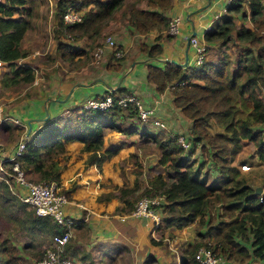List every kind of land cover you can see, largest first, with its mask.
Instances as JSON below:
<instances>
[{"label": "trees", "instance_id": "obj_1", "mask_svg": "<svg viewBox=\"0 0 264 264\" xmlns=\"http://www.w3.org/2000/svg\"><path fill=\"white\" fill-rule=\"evenodd\" d=\"M27 1L0 0V61L9 68L12 75L10 84H28L34 77L30 65L17 62L27 55L26 49L21 46L33 9L26 4ZM122 2L55 0L57 18L52 38L57 58L71 60L81 54L77 46L68 42L71 39L89 38L96 43L99 32L121 8ZM67 4H73L79 10L84 8L79 21L62 23L60 15ZM242 4L246 6L249 27L240 24L234 28L232 16L226 14L214 19L203 34V40L212 43L211 48L214 46L219 51L229 48L230 53H217L216 61L203 60L197 68H183L181 64L170 61L162 66L148 64L146 67L145 79L154 85L157 92H162L171 83L172 104L190 122L187 137L183 135L189 142L187 148L171 138L157 141L155 134L146 131L148 124L137 121L132 110L124 113V108L118 106L105 110L84 108L87 113L67 110L41 120L39 126L26 137L22 152L15 158L22 172L35 174L41 182H57L60 162L67 159L65 144L71 141L81 143L79 151L86 153L84 166L94 165L99 169L102 162L117 149L111 144L103 145L105 128L114 129L125 137L132 134L150 136L159 146L158 160L165 163L169 179L154 176L146 183L143 194L161 196L158 204L161 222L169 228L186 226L191 222L192 211L198 203L201 204L198 213L207 212V218L201 220L205 229L196 231L197 240L182 251L179 264H194V249L198 245L209 248L224 263L257 261L264 264V178L260 183L262 191L256 194L255 186L240 176L237 166L230 164L243 140H249L254 145L256 157L264 162L261 130L264 98L258 95L261 90L264 91V0H233L228 9L238 11ZM146 5L144 8H127L123 13L126 25L138 34H145L151 29L158 32L165 30L168 17L163 11L169 7V0H146ZM241 16L246 18L245 10L240 12ZM213 40H216L215 44ZM115 46L120 48L116 43ZM138 50L150 59L160 53L161 46L154 38L152 42L139 43ZM231 52H234L232 60L229 57ZM112 55L109 54L110 57ZM118 91L107 90L105 93L115 97L121 93ZM133 118L140 127L134 124ZM211 122L220 130L210 133L208 127ZM4 128L6 132H2L3 135H10L11 127L4 125ZM195 144H198L203 157L201 162L208 161L217 172L218 178L208 185L201 178L200 165L192 168L188 160ZM75 186L76 183L72 182L65 189V195ZM119 190L123 197L131 188L122 185ZM109 198L110 195L106 197ZM121 200L128 207H115L120 208L118 211L132 210L130 201ZM0 219L24 230L29 239L41 236L50 240L52 234H60L67 229L66 225L56 223L50 216L34 214L2 179ZM72 220L70 229L77 226L76 219L72 217ZM69 238L62 246L60 257L70 259L79 255L83 258L88 254L78 249L74 239ZM15 253L16 248L10 239L0 238V264H22ZM185 254L188 258L184 257Z\"/></svg>", "mask_w": 264, "mask_h": 264}, {"label": "rangeland", "instance_id": "obj_2", "mask_svg": "<svg viewBox=\"0 0 264 264\" xmlns=\"http://www.w3.org/2000/svg\"><path fill=\"white\" fill-rule=\"evenodd\" d=\"M130 3L136 4L137 6L140 3H144V6L146 0H144V2L143 0H136V2H134V0H123V11L116 12L113 16V19L115 18V20H112L110 23V19L107 20L106 25L99 32V36L96 39V41H98L96 43L95 41L92 42L89 38H77L76 42L79 43L78 48L81 50V54L77 57L75 56L77 58L76 61H80L81 67V70H79L77 73H81V75L83 76L86 70L89 71L91 68H98L100 64L102 65L103 55H101L100 58L95 61L93 58V52L97 45L103 43L106 36H110L114 41L112 34L116 31L119 32V26L121 28V24H118V18L120 17L122 21L124 20L126 15H124L123 13L127 8L130 7ZM26 4L33 6V9L31 10V16L29 17L30 26L25 31L21 40V46L23 47V49H26L27 55L22 59H18L17 62H22L30 65L32 67L34 79L37 78L38 83L39 80H41L42 82H47L52 75H55L53 74L54 72H56L54 70L59 68L60 64H62L61 62L71 64V62H73V59L60 61L55 55V41L52 38V36L54 35L53 28L57 18L55 0H28ZM242 10L243 9L230 12V16L233 17L234 28L238 26L237 24H239V22L241 24L243 23V19L240 18V12ZM210 12L212 15V11ZM247 23L248 21H245V24ZM211 24H208L207 26H211ZM206 29L207 28H204V30ZM231 33H233V30L231 31ZM196 37H200L199 34H197ZM73 41L75 40H69V42ZM212 42L213 44H215L216 40H213ZM214 48V46L211 48V53H215L214 51H212V49ZM218 51L219 49L217 50V53H230L229 48L226 50L220 49V51ZM104 53L105 57L112 60L122 61L124 57L123 50L122 56L118 58L114 57L113 55L111 56L112 58H110L109 54H112L111 49H104L103 54ZM217 53H215V55ZM229 55L232 60L234 52H231V54ZM134 61L135 59L131 60V63ZM6 66L7 65L4 62L0 61V122L3 121L5 116L7 115V109L16 107V104L19 103V101L23 97L20 92H24L25 95H28V91H31L32 93L34 90L33 87L28 86L30 83H11L8 86L5 85L7 82L10 83L12 76L7 73L9 70ZM99 80L102 85V78H99ZM258 95L264 98V91L261 90ZM82 100H84V98H82ZM81 105L78 108H74L73 110L76 113H87V111H85V109ZM18 110L19 109H16L17 113H19ZM123 111L125 113L127 110ZM13 112H15V110ZM14 119H17L18 122L21 123L22 118H20L21 120L18 118ZM132 121H134V124L137 125L138 122L135 118H133ZM122 123L127 124L128 121H122ZM138 127L140 126L138 125ZM145 128L146 131L148 130L149 132L155 134V136L157 137V141L164 140L166 138H171L175 141V138L178 135H184L187 137V135L183 133L174 134L171 132L165 134L164 129H162L163 127L161 128L157 125L148 124V127ZM140 129L138 128V130ZM208 130L210 133H212L214 131L220 130V128L219 126L211 122ZM261 130L263 131L262 136L264 139L263 125H261ZM21 133L22 128H17V130H14V127H12V132L10 135L5 134L2 136L0 133V136L6 138V142H8L10 138V141L8 143L11 142V144H15ZM103 133L106 142H114L113 144L111 143V145L117 149L115 154H112V156L110 155L111 157L108 161H103L104 163L102 162V174L99 179V182L102 184V186L100 187V189L93 186L97 190L93 192L89 188L76 190V186L72 189L74 191L76 190V195L79 196L78 200L84 201L83 203L85 206L89 208L91 207V209H95L99 211V213H102V217L92 222L90 226H88L86 231L87 235H85V238L90 239V241L94 240L93 246H89L90 244H83V248L89 249L91 247V252L95 258H98L99 254L104 255L106 254V252H108V255L110 257L106 258V263H104L105 259L103 258L102 264H179V261L177 259L182 256V251L185 248L188 249V245L192 246L195 240H197L198 237L196 235V231L198 230L202 232L205 229V226L203 225V222H201V220L207 218V212L203 211L202 213H198L201 204H196L194 207V212L192 211L191 222L179 229L169 228L165 226L160 220L159 225L154 228V237H152L149 233V230L151 228L149 221L143 220L141 218H136L134 219L136 220L134 222H136L137 228L139 226V229H137V234L134 230L135 228H133V231L131 229L132 225H128V228L131 229V231L126 234L127 239H124L121 235L119 236L121 232L118 233L117 231H115V229L112 227V224L119 229L122 228V224L118 225V221L116 220H112L111 222L109 221V218L103 215L118 213L116 211L120 210L121 207L126 209L128 206L125 205L124 200H121L122 198H125V200H128V202L130 201L133 207L135 201L139 197L146 196L143 194V190L146 187V183L154 176H162L165 179L169 178L167 176L165 163H162L158 160L160 155L159 146L156 141H153V139H151L150 136L132 134L125 137L123 134L115 131L114 129L112 130L108 128H105L103 130ZM242 142L243 144L241 145L240 150L237 154L234 155L230 164L237 166L240 176L245 178V181L247 183L253 186H260L261 180H263L264 178V162L258 160L254 152L255 147L249 140H243ZM191 146L192 144L190 145V147ZM68 156L69 155L67 154V159L60 162L59 166H61V171L58 175V181L56 182L53 180L54 182H56L60 192L64 194L67 200L69 199L71 194L70 191H68V194L65 195L64 191L65 189L69 188V185L72 182H74V179H72L73 176L71 175L72 170L74 172L82 171L86 153L83 156L79 151L72 154L69 159ZM202 158L203 157L201 156L198 149V144H195L193 146V150H191L188 160L192 168L200 165V173L202 174L201 178L208 185L212 182L213 178H215L217 172H215L214 167L208 161L201 162ZM241 164H245L246 166H248V169H240ZM74 167L76 168L73 169ZM22 176L27 181L41 182V180L37 179L35 174H24L22 172ZM85 177L86 176H84V180L86 179L88 181V177ZM61 178H63L62 180L69 178V180H67L66 183H62L60 181ZM134 179L136 180V183L134 182ZM84 180L81 182H84ZM122 185L129 186V188H131L130 192L125 194L123 197L119 190V187ZM17 191H19L18 187ZM108 195H110V198L106 199ZM97 198L99 200H102V202H100L102 203L100 204L102 206L95 203L97 202ZM114 206L120 208L116 209ZM83 214L84 216L86 215L85 213ZM87 220L88 218H86V221ZM142 220L143 223L146 224V227L148 229V231H146V234L143 236L147 239V243L149 242L151 251L148 252L149 254L144 253L142 256H140V254L143 252V249H138L142 244V240L139 237V230L141 231L140 227H142ZM123 221L125 222V224L127 223V219ZM70 232L72 233L73 231L70 229ZM116 234H118L117 237L114 236ZM2 237H7L10 239V241L16 248L15 255L18 257L19 261L22 264H35L36 261L41 258L44 249L50 244L49 237L38 236L29 239L27 233H25L24 230L13 227V225L9 221L0 219V238ZM70 238L74 239L72 238V236H70ZM200 246L203 245L196 246L194 251H196V249ZM147 250L149 249H146V251ZM184 257L188 258V255L185 254ZM247 264H258V262L253 261L248 262Z\"/></svg>", "mask_w": 264, "mask_h": 264}, {"label": "crops", "instance_id": "obj_3", "mask_svg": "<svg viewBox=\"0 0 264 264\" xmlns=\"http://www.w3.org/2000/svg\"><path fill=\"white\" fill-rule=\"evenodd\" d=\"M134 2H136V0H134ZM143 4L144 3H140L137 6L136 4L130 3V6L143 8L147 7L146 3L144 6ZM122 7L123 5L117 12H121L123 9ZM245 7V4H242L240 9L245 10L246 18H243L242 16L240 18L243 19L242 24L249 27L251 24L249 19H247ZM83 10L84 9H80L81 12ZM233 10L234 9H228V5H226L225 0H169V7L165 9L163 13L168 17V20L172 18V16L179 17L177 26L178 32L176 34H170L166 31V29L160 32L156 31V29H151L145 34H138L132 28L127 26L124 20L122 21L119 17L118 24H121V28L119 26V32H114L112 36L115 43L120 45V48L124 52L122 61L117 62L115 60L109 59L105 57L104 53L102 54V65L100 64L98 68H91L89 71L86 70L82 76L81 73H77L79 70H81L80 61H76L77 58L74 57L71 64L61 62L62 64H60L59 68L54 70L56 71L53 73L55 75H52L47 82H42L39 80L38 83V79H34L33 77V80L28 85L29 87L31 86L34 88L33 92L31 93V91H28V95H25L24 92H20L23 97L19 103L16 104V107L7 109V115L5 116L4 120L0 122L1 135L3 136L2 132H6L4 125L8 127L10 126L11 129L12 126L15 125L14 130H17L18 127L22 128V132L24 131V135L27 137L35 128L39 126L41 120L38 118L43 117L46 111L48 112L49 117L58 116L63 111L78 108L87 98L98 94H103L107 90H119L121 93L128 92L134 94L140 99L143 105L152 107L153 115L164 124L162 129H164L165 134L172 132L174 134L183 133L187 135L190 122L189 119L184 117L180 113L179 109L174 107L172 104V95L170 91L171 83L169 82L162 92H157L154 88V85L145 79V74L147 71L146 67L148 64H157L162 66L165 64V62H171V60H173L175 63L181 64L183 68L186 66L192 67L194 60V50L189 44L187 47H185L186 39H188L190 35L197 36V34L200 36L198 37L199 39H203V34L205 31L204 28H206L208 24L210 25L214 19L220 17L221 15H230V12ZM210 11H212V15ZM112 20H115V18L113 19V17H111L109 23ZM245 21H248V23L245 24ZM240 24L241 23L239 22L237 25ZM154 38H157V41L161 46V51L155 58L148 59L146 56H144V54L139 52L138 44L141 42H152ZM76 41L77 40L71 43L78 47L79 43ZM211 44L212 43L205 42L203 60L216 61L215 53H217V49H212V51L215 53H211ZM133 59H135V61L131 63V60ZM6 67L8 68V66ZM7 73L11 75L9 71ZM99 78H102V85ZM5 85L8 86L10 83L7 82ZM82 98H84V100H82ZM16 109H19V113L16 112ZM14 110L15 112H13ZM9 118H22V120L20 119L21 123L19 122L18 124L12 122L10 123ZM28 119L31 121L30 130L27 134ZM262 125L264 126V123ZM2 136H0V155L7 154V152L11 151L14 146V143H8L10 138L8 142H6V138H3ZM111 143L113 144L114 142H106L105 139L103 141L104 146H107ZM65 146L67 154L69 155V159L72 154L79 152L81 143L77 141H71L65 144ZM80 153L83 156L85 155L83 152ZM110 157L104 160V162L108 161ZM101 165L98 169L94 165L84 166L83 164L81 172H74L72 170L71 175L73 176L72 179H74V182L76 183V190L89 188L93 192L97 187L100 189L102 186V184L99 182L102 174ZM75 168L76 167L73 169ZM84 176L88 177V181L86 179L84 180ZM215 178H218L217 174L215 175ZM62 179L63 178L60 179L62 183H66L67 180H69V178L65 180ZM83 180L84 182H81ZM93 186H95V188ZM76 190L70 191L71 196L64 206V211L67 215L76 219L77 226L71 228L73 232H70V236L74 238V245H76L78 249L84 250L88 254L83 258H80L79 255L72 256L70 257V260L73 264H102V260L104 258V263H106V258L110 257L108 252H106L104 255L99 254V257L95 258L91 252V247L89 249L83 248V244H90L89 246H93L94 240L90 241V239L85 238V235H87L86 231L92 222L102 217V213H99V211L95 209H91V207L89 208L85 206L83 203L84 201H79V196L76 195ZM100 202H102V200L97 198V202L95 203L100 205L102 204ZM116 212L118 213L104 214L103 216L109 218V221L111 222L112 220L118 221V225L122 224L121 229L115 227L112 224V227L115 229V231L118 233L121 232L119 236L121 235L124 239H127L126 234H128L131 229L133 230V228H135L134 230L137 234V229H139V226L137 228L136 222H134L136 221L134 219L137 217L131 215V210ZM83 213L86 215L84 216ZM86 218H88L87 221ZM126 219L127 225L123 221ZM143 220L142 227H140L141 231L139 230V237L142 240V244L138 249H143V252L140 254V256L151 251L149 242L147 243V239L143 236L146 234V231H148L146 224L143 223ZM128 225H132V228L129 229ZM114 236L117 237L118 234ZM151 236L154 237V234ZM146 249L149 250L146 251ZM177 260L179 261V258ZM227 263L229 264V262H225L224 264Z\"/></svg>", "mask_w": 264, "mask_h": 264}, {"label": "built area", "instance_id": "obj_4", "mask_svg": "<svg viewBox=\"0 0 264 264\" xmlns=\"http://www.w3.org/2000/svg\"><path fill=\"white\" fill-rule=\"evenodd\" d=\"M228 5L233 0H225ZM61 21L63 24L79 21L81 18V11L73 4H67L64 11L61 13ZM178 16H172L168 20L166 31L170 34L178 32ZM210 26H207L208 29ZM206 29V30H207ZM264 32V28L262 30ZM188 44L194 50V60L192 67H199L203 61V52L205 49V41L197 38L195 35L188 37ZM111 49L114 57L122 56V50L116 48L113 39L106 36L103 43L96 46L93 52V58L97 61L103 54L104 49ZM85 109L105 110L112 106L124 108V110H132L138 121L157 125L163 127L162 121L153 115V108L143 105L138 97L134 94L123 92L115 95L103 93L87 98L81 105ZM12 123H19L17 119L9 118ZM24 131L19 136L18 140L13 146V149L7 154L0 155V179L8 183L18 198L30 207L34 214L39 216H50L56 223L67 226V229L60 234H52L50 236V244L44 249L41 258L35 264H73L69 258L60 257L59 253L62 246L70 236V228L72 216H69L64 211V206L67 199L63 193L60 192L58 185L54 181L49 182H32L27 181L22 176L21 168L15 159L23 150L26 136ZM184 148H187L189 142L187 139L178 135L175 138ZM240 169H248L245 164L240 165ZM17 187L19 191H17ZM19 192V193H18ZM161 202V196H141L139 197L131 210V215L149 221L150 233L154 232V228L160 223V208L158 204ZM158 208V209H156ZM195 264H224V260L216 256L211 250L205 246H200L194 252ZM247 264V263H243Z\"/></svg>", "mask_w": 264, "mask_h": 264}, {"label": "water", "instance_id": "obj_5", "mask_svg": "<svg viewBox=\"0 0 264 264\" xmlns=\"http://www.w3.org/2000/svg\"><path fill=\"white\" fill-rule=\"evenodd\" d=\"M187 46H188V39H186V44H185V47H187ZM171 62H174V61L171 60ZM47 117H49V116H48V112L46 111L44 116L40 117L38 119L39 120H43V119H45ZM30 121H31L30 119L27 120V134H28V131L30 130ZM261 191H262V188L260 186H255L254 187V193L259 194V193H261Z\"/></svg>", "mask_w": 264, "mask_h": 264}]
</instances>
